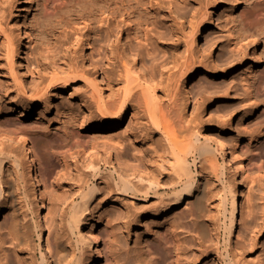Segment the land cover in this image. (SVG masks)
Masks as SVG:
<instances>
[{
	"label": "bare ground",
	"instance_id": "obj_1",
	"mask_svg": "<svg viewBox=\"0 0 264 264\" xmlns=\"http://www.w3.org/2000/svg\"><path fill=\"white\" fill-rule=\"evenodd\" d=\"M180 1L184 2V0ZM255 1L258 8L253 7L252 17L264 23V0ZM177 2L178 0H44L45 15L54 16L55 22L58 27H61L60 30L65 36V39L60 41L61 44L63 43L61 50L70 43L71 36L79 35L75 36V40L76 37L78 42L81 39L78 49L83 60L95 62L92 67L94 73L102 74L100 81L91 78L90 70L78 60L76 52L71 54V51H68L71 46H66L63 53L61 51L57 55V52L48 63L43 64L41 82H45V85L41 88L38 86L34 88L36 96L39 94L42 97H48L51 89L59 85L65 87L70 81L82 80L90 87V93L83 95L79 100L85 110L84 116L67 106L62 125L52 134L53 136L51 134L44 136L46 141L44 146L42 145L43 154L46 157L60 155L64 158L68 154L69 156L75 154L74 158H78V162L80 156L88 155L76 165L78 173L76 177L80 183L77 181L75 191L70 192L68 197L66 195L63 201L66 205H63L65 207H62L64 208L62 212L66 218L62 227L60 226L62 230L59 228L61 232L59 231L60 233L58 232L55 237L52 248L50 257H53L54 264H96L101 257L103 249L100 248L101 240L99 232L97 233L100 222L98 218H95L96 216H92L90 207L105 191L109 194L115 193V197L109 196L108 199H112L111 203L124 208L125 218L128 214H132L134 206L127 204L126 201L123 202L124 200L135 201L142 207L140 212L137 210L138 217L151 211V208L145 205L149 200L154 202L152 209L157 211L155 215L163 212L169 217H172L173 212L181 208L185 202L192 201L193 212L191 214L195 221L196 235L194 240L200 247H208L209 245L206 244L212 241L210 225L205 219L206 187L209 181L198 180L189 162L190 156L199 158L197 161L194 158V164L199 162L202 167L213 171L226 169L233 175V179L223 188L222 198L218 205L220 216L223 219L225 248L221 251L215 244L216 249L212 251L220 259L219 263L239 264V260L238 263L235 261L237 259L235 256L237 248L243 247V244L236 240L239 221V188L241 187L240 171L248 175V166L243 160L234 164L228 159L225 145L218 137V133L223 130L218 128V133L208 130L202 140L200 123L197 121L199 124H196V122L192 123V120H187L184 113L189 99L186 89L188 93L193 92L191 81L201 75L212 79L222 73L220 68H214V65L197 63L198 53L196 54L195 51V43L202 42V34L214 26L213 19L218 5H211L207 10V4H204V1L194 0L196 18L190 26V33L184 36L187 37L184 39L185 50L179 53L177 49V54H169L172 55L166 62L168 67L161 70V79L156 80V74L154 75L145 65L143 66L142 57L138 51H135L137 54L134 53V50H137L134 46L135 42L136 45L141 41L147 42L151 37L148 36L151 33L149 27L156 32L161 28L162 25L157 19V11L170 15L169 19L172 17L173 21L177 19L173 18L174 14H172ZM24 9L14 6L10 14L12 26L20 36V41L15 46H13L12 38L0 23V35L3 36L4 46L3 55L6 60L0 69L13 76L17 75L15 67L21 69L24 63L26 38L20 27L21 11ZM178 19L180 21V18ZM251 23L246 20L242 26L245 24L249 26ZM82 24L85 31L79 27ZM182 24H176V28L177 25L179 27L177 33L183 28ZM162 28L164 30L163 26ZM242 30L240 29L236 37L228 40L229 43H227L230 49L234 46L232 51L236 50L240 54L236 58L231 56L235 61L233 64L235 66L236 62L240 63L244 58L242 48L249 44L242 43L247 39ZM123 33L127 35L124 36L125 38ZM159 33L156 37L163 39L165 36L163 34L166 32L162 34L161 30ZM167 37L165 36L164 39ZM176 39L180 38L176 37ZM137 40H139L138 43ZM98 47L101 49L98 50ZM94 54L101 57L98 56V59L94 60ZM259 62L260 58H257L256 65ZM262 66L253 70L250 75H246L248 79L244 80L245 87H243L246 95L249 100H252L251 102L255 101L246 104L245 106L248 105V107L242 114L251 118V121H256L264 115V96L260 98L261 93L264 95V68ZM151 67L153 68L154 65ZM16 80H18L19 93L24 94L26 89L21 83V77H17ZM181 81H184V89L181 88ZM200 100L195 102L194 108L198 109L206 99L204 97ZM223 100L227 104L221 105L219 117L232 118L235 110L233 106L231 108L234 111L229 106L235 104L233 103L234 98L227 95ZM33 108H35L34 104L28 110L23 111L21 108L18 116L4 118L2 121L8 126L5 128L3 126L4 129L1 127L3 130H0V137L4 135L6 139L13 137L15 139L13 145L9 141H4L5 137L0 138V182L2 183L0 185V217L5 213L8 216L4 223V234L0 232V262L4 259L5 264H11V260L7 258L9 255L3 251L5 249L3 245L7 239L17 247L22 246L23 249L26 246L25 248L29 249L28 260L22 259L18 261V264H50L45 247L43 226L46 216L40 214L43 195L39 192V179L32 151L27 143L30 133L26 132L27 124L24 119L30 115ZM129 111L132 112L131 125L122 132L121 126ZM243 147L240 146L235 151L236 154L245 148ZM132 149L137 152L133 154ZM255 151L257 152L256 149ZM131 156H135L138 163L134 165L126 163ZM218 160H222L220 166L217 163ZM7 163L13 164L20 178H23V175L25 177L28 199L33 212L37 215L34 232L29 224L22 223L20 220L19 196L11 181L4 177V166ZM45 181H43L44 184ZM44 187L46 188V185ZM50 187L53 189L51 184ZM65 200L70 201L66 203ZM217 215L211 219L213 224L220 220ZM175 219L171 223L169 221L171 227L176 224ZM134 221H136L135 218ZM106 224L109 225V222L107 221ZM133 225L139 227L141 221L137 218ZM176 226H174L175 229ZM174 227L165 228L170 230L169 233L166 230L160 231L158 240H156L158 235L155 237L156 241H145L142 249L139 250L142 259L147 260L149 264H182L180 258L183 254L180 257V253L184 247ZM255 243L256 241L252 245L254 246ZM204 249H201L203 253ZM111 260L113 264H118L117 252L112 251L110 258L104 259L102 264H109Z\"/></svg>",
	"mask_w": 264,
	"mask_h": 264
},
{
	"label": "rangeland",
	"instance_id": "obj_2",
	"mask_svg": "<svg viewBox=\"0 0 264 264\" xmlns=\"http://www.w3.org/2000/svg\"><path fill=\"white\" fill-rule=\"evenodd\" d=\"M202 1H204V4H207V10L214 4H217L218 8L214 14V26L202 34V42L195 43V51L196 54L198 53L197 63L200 62L202 65H214V68H220L222 73H220L218 77L212 79L201 75L197 79L191 81L193 92L188 93V89L185 88L189 99L184 113L187 120H192V123L196 122V124L200 123L199 127L202 140H204L208 130L215 132L218 128L223 130L221 133H218V131L217 133L218 137L221 138L225 145L228 159L234 164L239 163L241 160L247 164L248 175H244L242 171H240L241 187L239 188V221L236 237V240L241 242L243 247L237 248L238 255L236 254L235 257L237 259H235V261L237 262L239 260V264H264V115L256 121H251V118L242 114L243 111L247 109L246 107H248V105H245L248 103L251 104L255 101L251 102L252 100H249L246 95L244 80L248 79L246 75H250L253 70L260 68L264 62V23H260L252 17L251 13L253 7L258 8L255 5V0ZM177 3V5L173 7L174 12H172V14H174L173 18H177L174 21L172 20V17L169 19L170 15H165V13L157 11V19L160 22V25L164 27V30L162 26L159 30H162V34L166 32L163 34V36L165 35L166 37L172 34V36H170L171 38L167 37L164 39V36L163 39L161 38L162 40L158 39L156 36L160 34V31L158 30L156 32L149 27V32L151 31L152 33L148 32V36H151L149 37V40L147 42H139V40H137V43H139L136 45L135 42L134 44L135 48H137V50H134V53H136L135 51H138V53L141 54V63L143 66L145 65L146 68L151 70L154 75L156 74L155 76L157 78L154 76L156 80H159V78L161 79V70L166 66L168 67L166 62L170 60L171 55L177 54L178 51L180 53L185 50L184 39L187 37L184 36H187L190 33V26L196 18V11H194L193 7L195 4L194 0H184V2L178 0ZM43 5L44 0H0V23L5 28L6 33L12 38L13 46L20 41V36L17 30L12 26L10 14H12V8L14 6L25 8L24 11H21L20 27L26 38L23 56L24 63L21 69L15 67L17 75H10L0 69V130H3L5 126H8L6 122L4 124L2 121L4 118L18 116L20 115L19 110H21V108H23V111L28 110L34 104L35 108H33L30 111V115L26 116L24 119L27 124L26 132H28V134L30 133L27 143L31 148L37 178L39 179V192L43 195L40 214H45L47 222V224L46 222L43 223L45 229V247L50 264H54L53 257H50L53 250L52 248L54 247L55 237L58 235V232H61L62 230L60 226L65 222L66 218L65 214L63 215L64 208L62 209V207H65L63 206L65 204L63 201L66 195L68 197L72 191H75L77 188V181L80 183L76 177V175H78L76 165H78V162L81 163L88 155L80 156L78 162V158H74L75 154H70V156L68 154L64 158L60 155L46 157L42 150L46 141L44 136L54 134V132H56V130L62 125L65 108L67 106L84 116L85 110L79 100L83 95L90 93V87L82 80L70 81L65 87L59 85L56 88L51 89L48 97H42L39 94L36 96L34 88L37 86L41 88L45 85V82H41L43 64L48 63L50 59L54 57V54L56 56L57 52V55L60 54L61 51L63 53V49L66 46H71L70 49L68 48V51H71V54L76 52L75 55L78 57V60L83 63L86 69L90 70L89 76L91 78H96L100 81L102 80V74L100 72L94 73L92 67L95 62L83 60L78 49V45L80 46L78 43L81 41V39H79V42L77 41L79 35L77 36V34H74L71 36V41L69 40L70 43L64 46L61 50V45L63 43L61 44L60 41H63L65 36L60 30L61 27H58V24L55 22V18H53L54 16L50 15L48 17V15H45ZM178 18H180V21ZM246 20L251 21L252 23L249 26L246 24L245 26H242L243 22ZM161 22L163 23L161 24ZM177 23H183V28L181 27L182 29H180L181 31L183 30L182 32L180 31L177 33V29L179 28L178 25L176 28ZM83 26V24L81 26L79 25V27H82L85 31L86 29ZM242 28L244 30H242ZM240 29L245 33L244 35L247 38L242 43L249 44L242 48L244 58L240 63L236 62L237 65L235 66L233 65L235 61L232 59L234 56L236 58L240 54L236 50L232 51V47L234 48V46L230 49V46L227 43H229L228 40L236 37ZM174 35L180 39H176ZM75 36H77L76 40ZM124 36H127L126 33H123V37ZM254 39L255 42H253ZM2 41L3 36L0 35V68L6 62L5 56L3 55L4 46ZM173 41L175 43L178 42L173 44ZM140 44L142 46H140ZM100 49L101 48L98 50ZM170 53L172 54L169 55ZM98 56L99 55L94 54V60L98 59ZM231 56H233V58H231ZM100 57L101 56H99V58ZM257 58H260L258 65H256ZM231 60L232 62H230ZM162 64L163 68L161 67ZM153 65L155 68H150V66ZM262 68H264V65ZM152 69H155L156 71H153ZM17 77H21L22 79L21 83L26 89L24 94L21 91V93H19V86L17 84L18 80H16ZM184 87V81H181V88L184 89ZM226 94L231 97L233 96L234 98L233 103L235 104L229 106L231 110H233V108L235 110H233L234 115L232 118L228 116L225 118L219 117L221 105L223 106L227 104L223 100V98L227 96ZM263 96L264 95L261 93L260 98H263ZM204 97L206 100H203L202 105H200L198 109L194 108L195 102L201 101L200 99H204ZM46 104H48V106ZM232 106L233 108H231ZM131 116L132 112L129 111L123 121V125L121 126L122 132L131 125ZM0 138H4V141H9L13 145L15 144L14 137L6 139L7 137L2 135ZM240 146L241 148L243 146L245 148L243 147L244 149H241L239 153L236 154L235 151ZM131 152L134 154L137 151L132 149ZM113 153H115V151H113ZM194 158L196 161L199 160L196 156H190L189 162L192 165V170L196 174L198 180L209 181L208 186L206 187L205 219L210 225L209 230L212 235L210 239H212V241H209L210 243L208 242L209 244H206L209 245L208 247H204L207 250L200 247L194 240L196 235L194 226L195 221L192 216L193 214H191L193 212L192 201L185 202L181 208L173 212L172 217H169L167 213L163 212H159L155 215L157 211H153L152 209L154 208V202L153 200H149L145 205L151 208V211H147L138 217L137 210L140 212L142 207L137 205V202L135 201L131 202L130 200H124L123 202L126 201L127 204L134 206L132 214H128L125 218L124 216L126 215L123 212L124 208L111 203L110 201L112 199H108L109 196L115 197V193L109 194V192L105 191L98 196L90 207L92 216H96L95 218H98L100 222L97 227L99 229L97 233L99 232L98 235L101 240L99 242L100 248L102 247L103 249V253L96 261V264H102L104 259L110 258V253L112 251L115 253L117 252L118 264H149L147 260L145 261L144 258L142 259L141 252L139 251L142 249L144 242L158 240L160 231L166 230L167 233H169L170 230L168 231L167 229H171L175 225H177V231L175 227L174 230L178 233V238L180 236L179 239L184 247V252L182 251L183 253H180V257L181 254H183L181 257L182 259L180 258L182 264H224L219 263L220 259L217 258L212 250H214L215 244L216 246L218 245L217 247L220 248L221 251L225 248L223 219L220 216L221 212L218 205L220 198H222L223 188H225L228 182L233 179V175L226 169L213 171L204 166L203 168L202 164L199 162L194 164ZM221 162L222 160H218L217 163L219 166ZM126 163L134 165L138 163V160H136L135 156H131ZM84 168L85 167H83V169ZM4 177L11 181L16 189L17 196H19L18 208L21 214V222L29 224L32 232H34L36 230L35 221L37 220V215L33 212L30 200L28 199V186L26 185L24 175L23 178H20V175L16 173L13 164L7 163L4 166ZM43 181H45V184ZM50 184L53 186V189H51ZM0 185H2L1 182ZM44 185H46V188ZM3 186L4 188L6 187L5 184H3ZM67 201L69 202L70 200ZM216 214H218L217 216L220 220L216 224H213L211 219H213ZM129 215L131 216L129 217ZM181 215L182 217H180ZM7 217L6 213L2 214L0 217V232L3 234L5 229L4 223L6 222V219H8ZM134 218L136 221L137 218L138 221H141L139 227H134L133 224L136 222L134 221ZM174 219L176 224L171 227L172 225H170V223ZM107 221L109 222V225L106 224ZM59 228L61 230H59ZM254 235L255 238H253ZM156 236L157 239L155 238ZM254 241H256V243L253 246L252 243ZM3 247L5 248L3 250L5 251V254L7 253L9 255L7 258L8 260H11V264H18V261L22 259L28 260V257L30 256L29 249L25 248L26 246L22 249V246L17 247L8 239L5 241ZM201 249H204V253ZM3 261L5 260H1L0 263L5 264ZM109 264H113V260H111Z\"/></svg>",
	"mask_w": 264,
	"mask_h": 264
}]
</instances>
